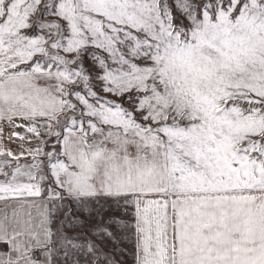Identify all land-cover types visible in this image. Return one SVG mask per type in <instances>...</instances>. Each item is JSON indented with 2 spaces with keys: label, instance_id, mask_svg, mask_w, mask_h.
<instances>
[{
  "label": "snow or ice",
  "instance_id": "6c2138e0",
  "mask_svg": "<svg viewBox=\"0 0 264 264\" xmlns=\"http://www.w3.org/2000/svg\"><path fill=\"white\" fill-rule=\"evenodd\" d=\"M0 246L264 264V0H0Z\"/></svg>",
  "mask_w": 264,
  "mask_h": 264
},
{
  "label": "crops",
  "instance_id": "0c3cea01",
  "mask_svg": "<svg viewBox=\"0 0 264 264\" xmlns=\"http://www.w3.org/2000/svg\"><path fill=\"white\" fill-rule=\"evenodd\" d=\"M9 131H10L9 129L5 128V132H4L5 137L8 135ZM16 131H21L22 132L21 129H16ZM4 143L8 147L12 148L15 151V150H17V145L20 143V141L19 140H16L14 143L9 144L8 141L5 139L4 140ZM0 250H6V249L4 248V246H0ZM129 264H130V260H129Z\"/></svg>",
  "mask_w": 264,
  "mask_h": 264
}]
</instances>
